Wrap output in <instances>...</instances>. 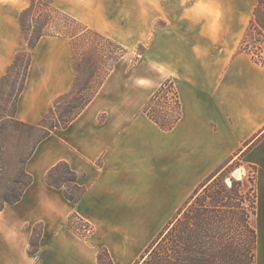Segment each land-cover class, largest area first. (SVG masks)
I'll return each mask as SVG.
<instances>
[{
  "label": "crops",
  "instance_id": "crops-1",
  "mask_svg": "<svg viewBox=\"0 0 264 264\" xmlns=\"http://www.w3.org/2000/svg\"><path fill=\"white\" fill-rule=\"evenodd\" d=\"M242 2L239 14L237 0H61L62 7L51 1L127 50L134 42L143 52L131 77L115 84L116 67L79 117L27 161L32 185L0 212V264H98L99 247L117 264H135L164 220L238 159L257 168V264H264V66L238 53L257 6ZM30 4L0 0V80L28 50L20 15ZM48 38L31 50L18 101L16 117L29 125H38L75 79L69 41ZM58 49L62 60H55ZM168 79L183 116L166 132L141 106ZM60 162L86 188L77 205L46 183ZM75 213L94 227L93 236L69 230ZM36 227L40 248L27 256Z\"/></svg>",
  "mask_w": 264,
  "mask_h": 264
},
{
  "label": "trees",
  "instance_id": "trees-1",
  "mask_svg": "<svg viewBox=\"0 0 264 264\" xmlns=\"http://www.w3.org/2000/svg\"><path fill=\"white\" fill-rule=\"evenodd\" d=\"M20 25L28 50L17 54L8 67L0 80V94L6 84L12 89L9 97L15 99L14 113L6 117L7 123L16 127L25 126L36 133V139L28 153L19 160L20 169L11 180L13 186L20 187V190L11 198L8 194L0 196V212L7 205L18 203L25 190L32 185L33 177L26 172L25 165L38 145L53 132L68 128L79 117L128 52L116 41L54 7L50 0H31L29 8L20 15ZM44 37L69 41L75 79L72 89L53 102L43 120L38 125H29L16 117L18 101L31 65V50ZM263 44L264 0H257L238 53L251 55L257 65L264 66ZM138 59L139 56L135 62ZM17 85L19 88H16ZM142 112L161 130H173L183 116L180 96L173 79L166 80L159 87ZM2 130L0 126L1 170L2 139L5 137ZM234 164L235 161L219 170L194 191L174 221L135 264H257V168L248 165L254 172L242 180L230 177L231 186L226 184L229 176L220 183L218 176L225 175V172L227 175L232 173ZM78 179V174L67 162H60L48 172L46 183L61 190L67 201L77 205L86 192V188L78 184ZM217 181L221 185L216 186ZM67 227L81 239H87L95 232L94 227L76 213L68 219ZM40 238L41 229L36 227L31 237L29 255L39 251ZM98 264H115L108 249L100 250Z\"/></svg>",
  "mask_w": 264,
  "mask_h": 264
},
{
  "label": "rangeland",
  "instance_id": "rangeland-1",
  "mask_svg": "<svg viewBox=\"0 0 264 264\" xmlns=\"http://www.w3.org/2000/svg\"><path fill=\"white\" fill-rule=\"evenodd\" d=\"M51 1H52L53 5L61 6V4H59L61 2V0H51ZM51 1H50V3H51ZM237 1H238L239 5H241V7H239V14H240V13L244 12L243 6H242L243 2H242V0H237ZM202 3H206V2L202 1ZM203 5H205V4H203ZM112 30L115 33H118L117 30L116 31H115V29H112ZM45 41H47V42L48 41H56V39L51 37ZM119 45H121V44H119ZM124 48H125V46H124ZM58 50H59L58 53L55 55V60H62L63 55H61V50L60 49H58ZM127 51L128 52L125 55V57L123 59H121L119 64L116 66V67H118V69L115 72L114 76H118V77L115 80V84H119V83H117L118 80L121 81V80H124V78H128V77L132 76V72H131L132 68L131 67L135 62V59L137 57L136 55L138 53L143 52V48L140 47L139 45H136L133 42V43H131V47ZM18 82H20V81H18ZM113 87H117V86L113 85ZM16 88H19L18 85ZM2 90H3V92H2V94H0V126L3 128L2 132L5 134V137L2 139V144H3L4 148H3L2 162H1V164H3V165H1L3 167V169L2 170L0 169V196L2 194H8L9 197L11 198L12 195H15L20 190L19 189L20 187L13 186V184L11 182L12 177L20 169L19 160L22 157H24L26 155V153H28V150H30L32 148L34 141L36 139L35 138L36 133L34 131H31L30 129L26 128L25 126L16 127L11 123H7L9 121L5 120L6 117L8 115H12L14 113L15 99H14V97H12V98L9 97V95L12 92V89H10L6 84L3 85ZM16 92L17 91H15V93ZM146 101L145 100L143 101L141 107L144 106ZM5 107H6V109H5ZM231 169H232V173L227 175V172H225V175H223L221 177L218 176L219 180H221L220 183H222V180L226 176L227 177L229 176L226 179V184L231 186L232 182H231L230 177H233L236 180H242L243 178H246L247 175H252V173L254 172V170L251 169L250 167H248V164L242 162L241 159L235 160V164L233 165V167ZM238 169L240 171H239V173H236V170H238ZM218 183H219V181L216 182V186L221 185L220 183L219 184ZM13 188H15V189H13ZM67 190L71 191L69 188H67ZM188 200H189V198L187 199V201ZM187 201H185V202H187ZM184 204L181 205V207L175 213H173L169 218L164 220L161 228H159V231H157L151 237V239L148 241V243L142 249L141 256L138 260L141 259V257L146 253V251L149 249V247L159 238L161 233L165 231L167 226L172 221H174V219L176 218V216L178 214V211L184 206ZM91 236H93V234ZM91 236H88V238H90ZM37 239L38 238L36 236L35 241H37ZM102 248H105V247L97 248L98 254ZM28 255H29V253L27 251V256ZM115 264H117V263H115Z\"/></svg>",
  "mask_w": 264,
  "mask_h": 264
},
{
  "label": "bare ground",
  "instance_id": "bare-ground-1",
  "mask_svg": "<svg viewBox=\"0 0 264 264\" xmlns=\"http://www.w3.org/2000/svg\"><path fill=\"white\" fill-rule=\"evenodd\" d=\"M239 171H240L239 169H238V170H236V173H239Z\"/></svg>",
  "mask_w": 264,
  "mask_h": 264
}]
</instances>
